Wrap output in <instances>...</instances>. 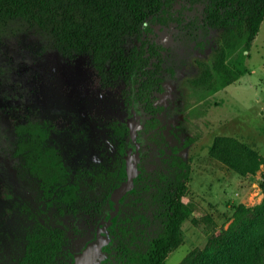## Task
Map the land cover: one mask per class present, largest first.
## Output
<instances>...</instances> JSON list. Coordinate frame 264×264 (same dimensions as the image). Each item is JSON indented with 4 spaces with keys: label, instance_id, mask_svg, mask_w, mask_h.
I'll use <instances>...</instances> for the list:
<instances>
[{
    "label": "rangeland",
    "instance_id": "374dc122",
    "mask_svg": "<svg viewBox=\"0 0 264 264\" xmlns=\"http://www.w3.org/2000/svg\"><path fill=\"white\" fill-rule=\"evenodd\" d=\"M156 31L169 50L165 92L158 100L162 106L161 129L171 145L183 147L188 138H195L183 148L192 166L189 187L193 217L210 214L219 226L228 227L235 206L262 202L264 167L254 176L243 177L213 160L209 150L215 136L231 135L247 141L264 156V22L248 53L250 73L219 93L205 96L192 90L188 80L197 72V61L209 58L221 31L212 30L206 38L181 33L176 25H158ZM4 39L0 46V176L21 202L0 229V264H15L41 205L38 183L15 153L6 113L16 108H40L66 117L70 126L60 125L51 143L71 168L100 162L116 150L104 127L88 118L89 106L100 97L90 88V70L83 58L71 61L47 35L21 23L14 24ZM107 103L109 109L115 107L110 100ZM118 114L123 123L133 118L126 111ZM146 121L147 116L141 112L139 135L143 147L150 139L143 128ZM183 230L185 242L169 255L166 264H179L189 252L204 248L208 242L205 223L196 225L190 219ZM82 243L72 242L69 251H77ZM114 254L112 247L107 248V264H118Z\"/></svg>",
    "mask_w": 264,
    "mask_h": 264
},
{
    "label": "trees",
    "instance_id": "16d2710c",
    "mask_svg": "<svg viewBox=\"0 0 264 264\" xmlns=\"http://www.w3.org/2000/svg\"><path fill=\"white\" fill-rule=\"evenodd\" d=\"M178 0H0V46L6 32L16 23L45 34L65 57L89 59L98 84L110 85L109 77H122L124 95L152 107L151 96L162 89L161 46L152 38L155 25L164 23ZM192 23L223 29L211 62L199 60L200 73L190 79L193 90L214 95L250 73L248 53L264 22V0H197ZM200 18V19H199ZM198 23V25H199ZM135 45L128 50L129 40ZM32 43V46H36ZM36 48V47H35ZM34 47L32 49H35ZM9 123L17 134L20 152L27 150V162L53 184L64 176L59 157L43 146L46 131L39 121L22 122L12 114ZM15 128V129H14ZM210 157L240 176H254L264 167L261 152L243 139L217 135ZM174 177L158 191L163 209V226L146 251H136L134 264H166L169 255L185 242L183 224L205 223L208 242L195 248L179 264H264V197L260 204L234 207L228 227L219 226L212 215L193 217L189 182L192 166L176 161ZM4 183L0 178V195ZM264 195V174L261 183ZM28 258L45 257L46 249L32 240Z\"/></svg>",
    "mask_w": 264,
    "mask_h": 264
},
{
    "label": "flooded vegetation",
    "instance_id": "af4514ba",
    "mask_svg": "<svg viewBox=\"0 0 264 264\" xmlns=\"http://www.w3.org/2000/svg\"><path fill=\"white\" fill-rule=\"evenodd\" d=\"M194 1L197 0H178L176 7L169 12L167 21L154 27L151 36L161 46L163 64L160 76L163 81L161 91L155 90L152 93L151 108L142 102L126 99L124 95L126 87L121 76L109 77L110 85L98 84L90 60L83 58L90 70V88L100 97L89 106L87 115L99 126L104 127L109 142L116 150L114 155L104 156L100 162L71 168L66 164L60 149L51 143L52 136L59 131L60 125H64V128L70 126L66 117L40 108H16L6 113L7 125L15 144V153L21 158L25 171L38 183V202L41 205L35 215L36 223L26 234L21 256L15 264H75L79 255L92 244H100V242H103L99 248L103 259L98 264H107V248L111 247L118 264H134L130 261L129 254L133 256L136 251H146L149 244L158 236L164 225L163 209L159 206L157 197L158 191L166 180L171 181L174 177L178 169L176 161L188 162L183 155V148L190 146L195 138H188L183 147L171 145L161 129L162 106L158 104V100L165 92L169 50L160 42L156 27L176 25L181 33L196 37L201 35L205 38L212 30L221 31L209 58L199 59L211 62L223 29L205 27L199 21V25L197 22L192 23L197 19V16L192 14L198 13L192 12L196 8ZM135 43L136 39L131 38L128 50ZM199 60L195 76L200 73ZM189 87L191 88L190 84ZM107 100L115 105L113 109H109ZM118 111H126L133 118L129 123H123ZM141 112L147 116L143 128L150 136L146 147L140 142ZM11 114L22 122L26 120L40 122L47 134L43 146L52 148L61 160L64 169L61 180L48 185L43 177L31 171L27 162V150L20 152L22 150L18 145L17 134L9 123ZM138 162L140 167L137 166ZM130 170L135 174L132 188L114 201L116 190L129 181ZM0 178L5 185L3 195H0L1 229L12 216L21 199L1 176ZM39 214L42 215L41 218ZM71 237H74L73 240ZM32 240L45 247V257L28 258V254L32 252ZM80 240H83V243L79 249L70 252L72 242Z\"/></svg>",
    "mask_w": 264,
    "mask_h": 264
},
{
    "label": "water",
    "instance_id": "95a60500",
    "mask_svg": "<svg viewBox=\"0 0 264 264\" xmlns=\"http://www.w3.org/2000/svg\"><path fill=\"white\" fill-rule=\"evenodd\" d=\"M129 175V181L116 190L113 196L114 201H117L127 190L132 188L133 177L135 176V174L130 170ZM102 243L103 242H100V244H92L89 248L86 249L84 253L77 257L75 264H98L103 259V256L100 255L99 250Z\"/></svg>",
    "mask_w": 264,
    "mask_h": 264
}]
</instances>
